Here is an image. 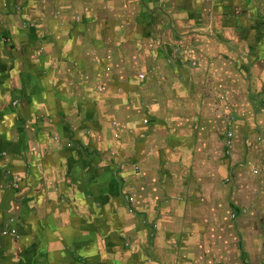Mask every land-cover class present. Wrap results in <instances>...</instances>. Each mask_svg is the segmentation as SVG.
Returning <instances> with one entry per match:
<instances>
[{
  "label": "crops",
  "instance_id": "obj_1",
  "mask_svg": "<svg viewBox=\"0 0 264 264\" xmlns=\"http://www.w3.org/2000/svg\"><path fill=\"white\" fill-rule=\"evenodd\" d=\"M25 107L58 157L38 124L20 140ZM50 161L47 195L21 189ZM0 264H264V0H0Z\"/></svg>",
  "mask_w": 264,
  "mask_h": 264
},
{
  "label": "rangeland",
  "instance_id": "obj_2",
  "mask_svg": "<svg viewBox=\"0 0 264 264\" xmlns=\"http://www.w3.org/2000/svg\"><path fill=\"white\" fill-rule=\"evenodd\" d=\"M261 19H263V17ZM38 51H40V49ZM30 54H31L32 59H36V61H39L41 64L49 63L50 65H52V68L49 69V70H53V73H54L55 67L61 68V67H63V65H65L64 61H62L60 58H54L53 59V57L51 58L50 56H48L49 54H47L46 52L44 53V51H40L39 53H37V51H35L34 53L30 52L29 55ZM62 56H63V60H64L65 59V55H62ZM10 58H14V55H13V57L7 56L5 61H10ZM51 59H53V60H51ZM27 60H29V59H27ZM22 63H25V62H22ZM91 66L93 67V65H85V62H84L82 68H80L78 71H80L82 76L84 74V77L89 79V78L92 77L91 76ZM87 67H90L89 70L87 69ZM6 68L5 67L2 68V70H1L2 76L8 75L9 72H8V69H6ZM49 70H47V71H49ZM39 72H42V71L41 70H36L35 73L40 74ZM62 80L63 79H61L60 82H62ZM27 104L31 105V107L33 105L31 101H28ZM29 110H30L29 107H25V112L23 113V117H22V118L26 119L25 121H24V119H19L21 117H19V118L15 117L16 121H18L17 122V126L20 128V136H21L20 140H24V137L27 134V133L25 134V132H26V130H28L32 126V124H38V126H39L38 128H40L39 129L40 131H38L35 134L36 140H39L40 136L42 134H44V131H45V129H44V127H45V125H44V116L42 115L43 110H38V111L36 110L35 113L37 115L35 117H33V118H32V115H29L30 113H32ZM66 116H67L68 119L66 118V119H64V121H66V120H68V122L71 121V122H69L68 125L71 126V131L73 132V135H74V136H71L72 134H69V135L67 134L68 135L67 139L69 140L71 137L78 136V135H76V131H77L76 128H80V126H78L77 124H74L75 121H76V118L74 116H71L69 114V112H67ZM49 119L54 120L55 125H57L58 119L54 116L53 113L51 115V118H49ZM77 123L81 124V123H84V121L79 119V120H77ZM14 125H16V122H15ZM52 125H54V124H52ZM76 125H77V127H76ZM13 132H15V131H13ZM45 132L51 135V137H50L51 140L49 141L50 146L49 147L47 146L48 147L47 150H50V153L52 155H54L55 157H58L60 149H58V146L56 145V141L59 140V135L60 134L57 133V131H55L54 128L51 129L50 132H48V131H45ZM51 132H54V134H51ZM86 135H88V134L86 133ZM114 136H115V138L118 137L117 134L112 133V137H114ZM14 138H16V137H14ZM26 140H28V139L26 138ZM229 140L231 141L232 138L230 137ZM77 141L79 142V140H77ZM10 144L18 145L15 142V139L14 140L11 139ZM41 153H42V151L39 152V154H41ZM122 153H123L122 149H120V148H114V149L112 148V149H110L108 151L101 150V154L103 155L102 161H104V163H102V161H101V163L98 166H96V170L98 172H100V174H101V172L103 170H105L102 173H104L105 175L110 177L109 186L111 188H114L117 191H122V184H121L120 181H118L116 174L114 175L113 173L115 172L117 166H119L117 163L119 162L118 160H120L119 157H121ZM24 154H25V152H24ZM70 157H71L70 158L71 161H73V158H74L73 155L72 156L70 155ZM107 157H109V160L107 159ZM87 161H89V159ZM49 163H51L52 166L51 165L44 166V165H38L37 164L36 166H34V168H32V170L28 171L27 172L28 176L25 177L26 179L25 180L22 179V181H23L22 182V184H23L22 187L23 188H21V189H32L33 187L35 189L36 188H40L41 189L40 191H44L40 195H47V193H46L47 187L46 186H49L50 183L54 181V178L51 177V176H52V173H53L52 169L55 168L51 161ZM89 165L90 164H84L83 162L82 163H78L76 165L75 170L77 172L78 171L80 172L84 168H88ZM65 166L69 167V165L67 163L65 164ZM63 170H65L63 172L64 175H59L58 177H55L56 179L59 178L60 176H63L64 178L68 177L67 172L69 171V169L63 167ZM75 170H72V172H74ZM87 171L88 170L83 171L82 175H85ZM3 172L6 173V176H9V174H11V171L9 169H7V170L3 169ZM72 172H71V177L74 178V175H73ZM14 183H16V182L9 181L8 182V186H10L11 188H14ZM87 188L88 187L86 185L81 186V189H82L81 192L83 194V198L80 201H84V203L88 206V205H90L91 197L89 195L85 196L86 195L85 193L90 192ZM86 190H88V191H86ZM50 191H52V190L48 189V192H50ZM52 192H54V190ZM55 194L57 196V193H55ZM33 198H34V196H33ZM78 199H80V198H78ZM78 199H77V201H79ZM96 199H97L96 197L92 196L93 205H95V204L97 205L98 204V207L97 206L96 207L93 206V207H94L95 210L98 209L99 213L103 214V215L100 214V216H99V226H100L99 230L101 231L99 233V236L104 238V237L112 236V234L118 233L119 231H117L109 223L110 219L106 216L107 214H106V208L105 207L108 205V203L106 201L100 199V198H98V201H96ZM63 200H65V198ZM51 201H52V203L57 202L58 198H52ZM88 208H89V213H90V206H88ZM84 220L90 222L89 216H88V218L84 217ZM153 229H155V227H153L152 231L149 232V235H148L149 237H150V234L151 235L153 234ZM145 231L148 232L147 229H145Z\"/></svg>",
  "mask_w": 264,
  "mask_h": 264
},
{
  "label": "built area",
  "instance_id": "obj_3",
  "mask_svg": "<svg viewBox=\"0 0 264 264\" xmlns=\"http://www.w3.org/2000/svg\"><path fill=\"white\" fill-rule=\"evenodd\" d=\"M1 233H2V236H3V235H5L7 232H6V231H2ZM9 233L14 234L15 231H14V230H11Z\"/></svg>",
  "mask_w": 264,
  "mask_h": 264
}]
</instances>
